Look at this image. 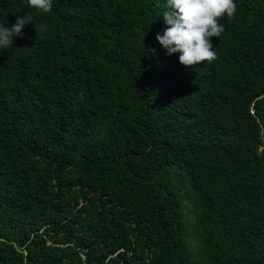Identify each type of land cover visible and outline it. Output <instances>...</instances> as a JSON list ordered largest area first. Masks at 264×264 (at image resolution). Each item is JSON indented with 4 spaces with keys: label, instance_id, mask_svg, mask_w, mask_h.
I'll list each match as a JSON object with an SVG mask.
<instances>
[{
    "label": "trees",
    "instance_id": "16d2710c",
    "mask_svg": "<svg viewBox=\"0 0 264 264\" xmlns=\"http://www.w3.org/2000/svg\"><path fill=\"white\" fill-rule=\"evenodd\" d=\"M233 2L193 68L167 0H0L32 16L0 49V264H264V0Z\"/></svg>",
    "mask_w": 264,
    "mask_h": 264
},
{
    "label": "clouds",
    "instance_id": "9594fccd",
    "mask_svg": "<svg viewBox=\"0 0 264 264\" xmlns=\"http://www.w3.org/2000/svg\"><path fill=\"white\" fill-rule=\"evenodd\" d=\"M27 4L42 13L52 9V0H27ZM236 7L233 0H167V11L163 12L167 27L156 39L167 55L179 53L178 60L185 67L213 62L217 53L210 38H219L224 28L219 19L225 15L233 17ZM28 22H32L30 15L17 16L11 27L0 23V49L13 47V37H22ZM42 29L46 30V26Z\"/></svg>",
    "mask_w": 264,
    "mask_h": 264
}]
</instances>
